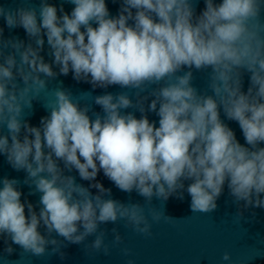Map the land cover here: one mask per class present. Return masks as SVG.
Wrapping results in <instances>:
<instances>
[{
    "label": "clouds",
    "instance_id": "obj_1",
    "mask_svg": "<svg viewBox=\"0 0 264 264\" xmlns=\"http://www.w3.org/2000/svg\"><path fill=\"white\" fill-rule=\"evenodd\" d=\"M65 2L74 5L70 14L48 0L0 5L6 27L22 28L28 37L27 43L5 39L0 27V155L26 173L30 195L41 194L37 212L22 202L20 181L0 180L4 252L11 255L16 245L21 257L63 259V247L83 244L86 254L107 257L124 241L114 227L106 243L109 230L101 225L123 221L149 238L154 224L187 218L165 214L170 197L183 201L187 192L193 214H210L225 185L238 209H264V0H204L199 13L198 0H120L116 16L106 0ZM45 37L51 62L41 55ZM70 72L93 90L123 91L93 96L96 112L70 90L49 89L51 80ZM194 72L207 74L206 88L194 86ZM50 90L55 99L44 103L50 114L31 126L26 116L33 101ZM148 112L159 118L158 127ZM221 113L238 123L245 144ZM73 170L88 187L66 174ZM101 171L144 203L112 199L111 189L96 182ZM154 197L162 210L153 207ZM121 252L132 256L126 247ZM221 259L232 264L229 252Z\"/></svg>",
    "mask_w": 264,
    "mask_h": 264
},
{
    "label": "water",
    "instance_id": "obj_2",
    "mask_svg": "<svg viewBox=\"0 0 264 264\" xmlns=\"http://www.w3.org/2000/svg\"><path fill=\"white\" fill-rule=\"evenodd\" d=\"M219 2V0H217ZM40 0H0V5L8 8H16L20 6H38ZM48 3L56 6L58 9L63 5L66 13H71L74 5L66 3L65 0H48ZM107 7L111 16L118 15L120 8V0H106ZM204 8V0H198L196 10L199 13ZM58 15H61L58 12ZM95 26V25H94ZM0 27L4 28V38L18 37L28 42V37L22 28L12 29L6 27L3 18H0ZM49 47L45 37L44 50L41 53L46 62H51L52 57L48 55ZM54 71L58 69L54 67ZM194 86L203 89L207 85V74L202 72H194ZM244 90L248 87V77H244ZM49 89L62 88L70 90L75 96L74 99L81 104L92 106L96 112H101L99 106L93 102V96L103 95L106 92L116 94L123 91L119 86H110L107 89L96 88L93 90L91 84L85 82H77L73 79L72 73L68 76L59 75L56 79L51 80L48 85ZM91 94H88V93ZM131 95V92H129ZM55 99L53 91H46L41 94L38 100L33 101V108L26 116V119L31 126H40L42 117L48 116L50 113L44 107V103L49 104ZM149 100L147 103H150ZM147 107V104H146ZM126 111H134L128 109ZM91 115V113H89ZM137 118H140V113L135 111ZM150 121H156L157 127L159 118L155 113L148 112ZM221 118L235 132L237 140L243 145L245 140L242 131L237 122L228 121L221 113ZM264 146V145H262ZM63 165L61 164V167ZM76 177V182L88 187L90 182L80 179L78 173L73 170L71 173H66ZM26 173L24 171H15L6 160V157L0 155V180L7 177L9 179H17L20 181L19 190L22 191V202L25 200L35 206V210L39 211L40 193L30 195L34 191L23 183ZM96 182L101 183L106 189H111V198L124 203H144V198L138 195L135 191L126 193L108 180L101 171ZM186 186L189 182H185ZM2 187V184H0ZM95 189H92L93 194H96ZM191 197L184 193V200H178L175 197H170L167 202L163 203L165 214L176 219L173 224H154L152 228L153 235L145 238L134 233L131 229L123 226V221L119 224L101 225L102 228L109 230V235L106 243H111L113 237L111 229L117 228L123 237V244L118 247H113L110 256L86 254L84 245L67 244L61 251L65 254L61 259L59 254L44 257H33L31 255H23L21 257L20 249L16 245H12L14 252L8 255L4 252L5 245L3 238H0V264H4V260L10 262L18 261V264H126L127 259H133L135 264H197L200 257H205L200 261V264H226L221 257L225 252L232 255V264H264V209L249 208L247 210L238 209V206L233 203V198L229 195L227 185L224 192L217 201V209L210 214H193L190 209ZM153 207L162 210V202L155 197L153 198ZM243 210L244 219L238 220L235 218L237 211ZM255 213V216H253ZM27 214V209H26ZM150 219V217H149ZM40 231L44 233V229ZM55 236V234H54ZM63 240L61 237H55ZM94 237H89L85 243H91ZM128 248L132 252V256H123L121 249ZM50 250V249H49Z\"/></svg>",
    "mask_w": 264,
    "mask_h": 264
}]
</instances>
